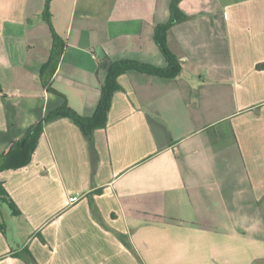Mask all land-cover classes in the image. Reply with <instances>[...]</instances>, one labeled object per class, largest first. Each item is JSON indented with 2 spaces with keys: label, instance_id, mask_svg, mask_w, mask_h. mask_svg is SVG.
I'll return each instance as SVG.
<instances>
[{
  "label": "crops",
  "instance_id": "1",
  "mask_svg": "<svg viewBox=\"0 0 264 264\" xmlns=\"http://www.w3.org/2000/svg\"><path fill=\"white\" fill-rule=\"evenodd\" d=\"M171 1L0 0V154L66 103L103 122L113 62L167 66L155 31ZM179 7L188 19L165 33L178 75L121 74L93 148L56 118L30 164L0 172L21 210L0 264H28L27 248L38 264H264V0Z\"/></svg>",
  "mask_w": 264,
  "mask_h": 264
},
{
  "label": "trees",
  "instance_id": "2",
  "mask_svg": "<svg viewBox=\"0 0 264 264\" xmlns=\"http://www.w3.org/2000/svg\"><path fill=\"white\" fill-rule=\"evenodd\" d=\"M180 1L181 0L171 1L170 19L165 24L158 25L155 31V40L166 58L167 66L157 67L151 64L133 61L129 59H123L113 62L108 67V76L101 88V99L97 110V113H99L104 118L103 122H96L95 117L89 118L78 114L73 108H71L66 103L50 111L45 116V118L40 121L35 127L28 131L23 137L16 140L7 153L2 155L0 154V172L6 169H18L30 164L33 157V153L37 146L39 136L44 130V125L56 118L69 117L73 119V121L83 130L85 135L88 137L89 142L91 144V148H93V130L106 125L107 115L111 108L113 95L116 91L121 89V86L118 83V77L121 74L134 69L166 77H175L176 75H178L180 72L179 61L167 47L165 33L173 25L188 19V15L182 12L179 7ZM45 14L46 18L51 23L49 19L48 3L46 6ZM54 35L55 36L51 58L42 71V78L45 84V73L47 72L48 74H53L55 72L57 63L59 61V55L62 54L65 48L63 40L61 41L60 37L56 35V33ZM102 66L107 67V63H102ZM4 205H7V207L10 209V214H12V216H17L21 214L20 208L18 207L14 199L11 197L9 191L5 186L4 181L0 179V215L2 219L4 217L3 214H5V216L8 215V213L4 210ZM5 226V221L0 222V231H3L5 229ZM120 239L129 248L132 247L130 242H128L126 235L120 234ZM22 254L24 255L28 264H38L35 257L28 248L24 252H22Z\"/></svg>",
  "mask_w": 264,
  "mask_h": 264
},
{
  "label": "rangeland",
  "instance_id": "3",
  "mask_svg": "<svg viewBox=\"0 0 264 264\" xmlns=\"http://www.w3.org/2000/svg\"><path fill=\"white\" fill-rule=\"evenodd\" d=\"M3 207H4V210L8 213V215L5 216V214H3L4 217H3V219L0 218V221H5L7 234L9 235V237L14 238V233H16L15 235L18 236V234H17L18 229L15 227L16 225L14 224L17 222L16 221L12 222L13 220L11 221V219L13 217H12V214H10L11 211L7 207V205H4ZM22 232L24 233L23 230H22Z\"/></svg>",
  "mask_w": 264,
  "mask_h": 264
},
{
  "label": "built area",
  "instance_id": "4",
  "mask_svg": "<svg viewBox=\"0 0 264 264\" xmlns=\"http://www.w3.org/2000/svg\"><path fill=\"white\" fill-rule=\"evenodd\" d=\"M78 198L77 197H70V202L72 203V202H75L76 200H77Z\"/></svg>",
  "mask_w": 264,
  "mask_h": 264
}]
</instances>
